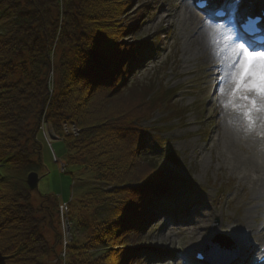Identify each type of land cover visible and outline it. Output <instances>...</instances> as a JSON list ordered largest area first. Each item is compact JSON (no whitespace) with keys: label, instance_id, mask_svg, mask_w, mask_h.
Listing matches in <instances>:
<instances>
[{"label":"trees","instance_id":"1","mask_svg":"<svg viewBox=\"0 0 264 264\" xmlns=\"http://www.w3.org/2000/svg\"><path fill=\"white\" fill-rule=\"evenodd\" d=\"M134 1L0 0V264H61L59 198L36 203L27 181L43 166L44 116L80 128L64 137L68 163L95 182L73 205L66 264L146 262L141 236L179 196L180 156L152 151L163 138L142 125L166 99L137 77L161 45L138 42L148 8L135 19Z\"/></svg>","mask_w":264,"mask_h":264},{"label":"rangeland","instance_id":"2","mask_svg":"<svg viewBox=\"0 0 264 264\" xmlns=\"http://www.w3.org/2000/svg\"><path fill=\"white\" fill-rule=\"evenodd\" d=\"M179 1L182 0H135L129 8L130 11H134L135 19L138 13H142L143 5L148 8L139 22L138 42L150 40L161 45L160 52H155L143 63L137 77L150 81L152 77L153 86L158 79L157 84L161 87L158 94L164 95L166 103L157 107L153 117L144 121L142 125L151 129V135L163 138V141H160L163 146H154L152 151L160 152L159 148L166 151L173 149L180 156L178 160L180 180L175 182L179 196L174 198L170 210L160 209L161 212L147 223L141 236L143 241L141 257L146 262L138 261L133 264H183L180 258L194 259V248L202 246L210 248L211 254L222 258L232 247L238 246L241 250L244 247L242 243L247 239L246 234L238 239L229 238L231 242L221 235L228 237L236 231L232 229L231 232L234 219L246 218L248 210L246 201L256 196L251 189L253 185L247 178L245 184L241 183L237 179L240 178L238 170L234 174L226 165L227 150L223 149V159L218 157L220 152L214 144L218 143V135L223 125H232L230 112L223 117L218 94L223 84L221 80L223 68L217 61L213 60L210 63L205 56L187 59L182 45L186 33L180 29L177 22L170 25L169 18L166 17L168 13L173 14L176 11L174 6L180 4ZM184 1L190 2L195 9L191 0ZM263 2L264 0H244L241 10L247 3L259 6V3ZM131 37V35L126 37L128 42L132 41ZM156 90L153 88V94H156ZM261 126L258 125L254 133H249L251 141H264ZM236 131L238 130L233 133ZM146 139L148 141V138ZM53 142V150L61 162L67 165V169L64 172L60 170L59 164L52 159L49 146L44 144L43 166L39 169L41 178L34 196L35 202H40V195H57L63 200L72 201L73 213V205L79 201L81 189L85 188L86 193L93 185L95 186V182L90 171L68 163V150L64 138L55 139ZM243 144L246 145L244 142ZM172 209L177 216L189 217L187 223H172L175 220ZM255 215L260 218L257 221L254 218L249 219L250 224L262 228L264 213L255 211ZM195 228L197 231L193 234ZM43 232L51 241L53 232L47 227H44ZM193 235L196 238L201 236V241L193 243ZM216 235L220 236L214 239ZM202 236L209 237L205 240ZM256 238L252 233L248 237L250 245L247 243V247L251 246L253 251H257L255 242L260 243ZM258 239L264 241L263 238ZM207 240L213 241L209 244L204 243ZM260 254L261 252H258L257 257ZM239 260L241 258L237 257L229 264Z\"/></svg>","mask_w":264,"mask_h":264},{"label":"bare ground","instance_id":"3","mask_svg":"<svg viewBox=\"0 0 264 264\" xmlns=\"http://www.w3.org/2000/svg\"><path fill=\"white\" fill-rule=\"evenodd\" d=\"M180 4H176L174 7L176 11L171 14L168 13L166 17L169 18L170 25L178 23L180 29L186 33V38L182 42L184 46V53L187 56V59L199 58L205 56L210 63L212 61H217L214 56L215 46L212 43L213 40V30L212 24L208 23L204 16L199 15L196 9H194L190 2L188 1H179ZM248 4L243 5V8L246 6V9L243 10L247 12ZM264 4V2L262 3ZM250 9L254 11H259L261 8H257V5H249ZM222 34L229 35V32L226 28L221 29ZM224 73V69L222 71ZM221 88L224 89L221 92ZM218 94L220 96V106L223 108V117L230 112L232 117V125L225 124L222 127L221 133L218 135L217 145L219 158L223 159V149L226 151L227 163L226 165L232 170V173L235 174L236 170L240 174V178H237L241 183L245 184V180L250 182L253 185V194L255 197H250L247 204V215L246 218L240 220L239 218L234 219L235 223L231 226L232 229L236 231L232 232V235H228V238L235 237L238 239L246 234V240L242 243L243 246L249 244L248 237L249 235L255 234L257 241L255 246L257 250L261 249V245H264V226L262 228H257L255 225H251L249 219L254 218L258 220L260 216L255 215V211L262 214L264 213V141H251L248 137L249 133H254L258 125H262V132L264 133V111H257L252 113V119L254 121L252 126L247 124L245 117L237 110H234L232 107H225L231 100L230 91L232 85L226 84L223 81ZM253 96L255 94H252ZM258 99V98H257ZM259 102V101H258ZM239 103V101H237ZM237 123L239 128L237 129ZM233 129V130H232ZM235 130L236 133H233ZM243 142L246 144L244 145ZM242 153H241V152ZM212 156V155H211ZM213 158V156H212ZM261 201H263L261 203ZM251 206H253L251 208ZM197 229H193L192 233L196 232ZM258 235V236H257ZM205 240L209 236H202ZM201 241V236L196 238L193 235L192 242L195 243ZM251 243V242H250ZM250 245V244H249ZM248 246V245H247ZM237 252L234 253V255Z\"/></svg>","mask_w":264,"mask_h":264},{"label":"snow or ice","instance_id":"4","mask_svg":"<svg viewBox=\"0 0 264 264\" xmlns=\"http://www.w3.org/2000/svg\"><path fill=\"white\" fill-rule=\"evenodd\" d=\"M243 3L244 0H203L198 6L206 11L209 18L230 16L234 21L232 33L241 34L243 29L244 39L237 41L235 35L222 34L224 26L215 24L212 26V43L214 56L224 69L221 80L232 85L231 100L225 107L239 111L252 126V113L264 111V40L256 39L264 34V15L253 17L242 11Z\"/></svg>","mask_w":264,"mask_h":264},{"label":"built area","instance_id":"5","mask_svg":"<svg viewBox=\"0 0 264 264\" xmlns=\"http://www.w3.org/2000/svg\"><path fill=\"white\" fill-rule=\"evenodd\" d=\"M40 132L46 144L51 150L52 159L59 164L61 171H66L67 165L61 162V160L57 157L55 151L53 150V141L55 139H63L65 136H78L80 134V128L75 123L64 122L61 132L57 133L58 131H56L52 123L49 122L44 116L40 123ZM58 198V221L62 245L59 253V258H57L56 261H60L61 264H66L68 246L73 240L74 233V221L71 217L72 201L63 200V198H61L60 196H58Z\"/></svg>","mask_w":264,"mask_h":264},{"label":"water","instance_id":"6","mask_svg":"<svg viewBox=\"0 0 264 264\" xmlns=\"http://www.w3.org/2000/svg\"><path fill=\"white\" fill-rule=\"evenodd\" d=\"M40 178H41V176H40L39 172H37V171H33V172L28 174L27 181H28V184H29L31 190H36L38 188Z\"/></svg>","mask_w":264,"mask_h":264}]
</instances>
